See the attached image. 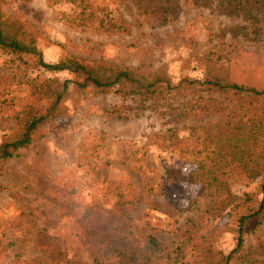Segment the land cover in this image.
<instances>
[{"label": "rangeland", "instance_id": "1", "mask_svg": "<svg viewBox=\"0 0 264 264\" xmlns=\"http://www.w3.org/2000/svg\"><path fill=\"white\" fill-rule=\"evenodd\" d=\"M0 4L6 12L28 19L37 34V50L47 63L59 64L75 55L120 67L165 69L178 83L186 77L203 80L204 65L196 57L215 52L232 60L233 80L264 89V23L253 25L241 15H227L216 9L215 2L185 6L171 22L154 26L138 16L133 0H124L120 11L130 32L118 34L69 25L58 13L68 12V4L52 6L48 0H0ZM8 59L0 49V71L22 79L23 70ZM30 73L40 78L73 76L40 69ZM63 108L58 126L2 165L0 264H20L24 258L34 259L32 264H99V247L77 239L83 233L80 217L92 206L103 216L95 242L107 239L127 256H142L151 234L169 248L181 241L187 219L195 214L186 201L198 188L168 177L166 169L180 166L190 171L196 165L150 137L178 126L181 137L188 140L190 126L204 123L207 117L177 120L168 107L141 111L134 99L116 90L79 95ZM3 126L0 121V142ZM90 131L103 134L97 167L104 176L94 175L82 155L81 145ZM230 181L238 195L248 192L262 199L264 180L248 178L241 166L233 167ZM121 192L130 203H118ZM227 221L224 216L214 223ZM237 236L235 232L218 235V247L230 253ZM245 240L248 247L264 240V225L258 218L250 220ZM240 260V254L234 253L230 264Z\"/></svg>", "mask_w": 264, "mask_h": 264}, {"label": "trees", "instance_id": "2", "mask_svg": "<svg viewBox=\"0 0 264 264\" xmlns=\"http://www.w3.org/2000/svg\"><path fill=\"white\" fill-rule=\"evenodd\" d=\"M123 1L48 0L52 6L68 4V12L58 13L69 25L107 34L130 32L120 11ZM214 2L216 9L227 15H241L253 25L264 23V0H133L138 16L154 26L171 22L185 6ZM29 24L22 14L8 13L0 4V49L9 56L7 63L16 64L24 72L21 79L15 73L0 71V121L4 125L0 172L4 162L18 150L58 126L64 115L63 104L79 95L116 90L122 97L134 99L141 111L168 107L177 120L207 117L204 123L190 126V145L189 139L181 137L178 126L150 137V141L156 138L162 148L175 150L196 165L190 171L180 166L166 169L168 177L198 188L186 201L195 214L187 219L181 241L169 248L151 234L142 256H127L107 239L95 242L103 216L93 206L80 217L83 233L77 239L99 247V264H230L234 253L241 257L236 264H264V240L249 247L245 240L251 219L258 218L264 225V182L263 197L256 199L253 193L238 195L230 181L235 166H241L250 179L264 180V89L233 80L232 60L215 52L196 57L204 65L203 80L186 77L178 83L165 69L120 67L88 62L75 55L66 56L59 64L47 63L37 50V34ZM35 69L73 76L62 79L57 75L40 78L28 74ZM102 140V133L90 131L81 145L87 165L100 176L105 175L97 167ZM130 202L123 192L118 194L119 204ZM224 216L228 218L225 224L214 223ZM228 232L238 234L237 244L225 253L218 247L217 238ZM35 262L20 260V264Z\"/></svg>", "mask_w": 264, "mask_h": 264}]
</instances>
